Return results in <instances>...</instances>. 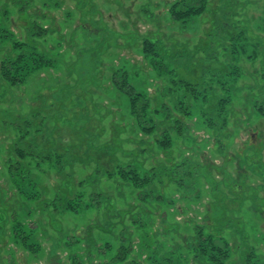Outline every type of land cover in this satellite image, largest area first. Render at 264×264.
<instances>
[{"label": "rangeland", "instance_id": "rangeland-1", "mask_svg": "<svg viewBox=\"0 0 264 264\" xmlns=\"http://www.w3.org/2000/svg\"><path fill=\"white\" fill-rule=\"evenodd\" d=\"M174 1L0 0V68L15 41L35 44L36 52L53 60L15 85L0 73V264H124L113 259L124 241L131 249L127 263L166 264L158 263L161 255L178 251L198 226L228 243L225 264H264V115L251 107L264 99V0H207L204 13L185 27L169 19ZM215 10L218 18L234 13L244 31L234 55L222 48L218 53L221 64L239 67L228 79V94L218 90L230 97L229 122L218 135L204 123L200 100L191 99L190 116L180 117L178 130L171 118L170 141L161 147L160 132H141L127 85L115 84V76L124 74L159 109L172 75L152 69L140 37L158 36L166 48L183 47L201 59L199 66L208 65L193 49L204 41ZM34 23L47 30L45 37L31 36ZM255 49L259 57L249 59ZM179 62L169 60V67ZM183 95L178 91L165 103L174 111ZM25 118L41 128L38 143L62 155L40 164L19 158L20 180L8 162L16 156V128ZM26 140L33 141L31 128ZM183 161L189 163L185 172L196 177L183 176L179 185L166 173ZM25 162L32 164L33 187L24 179ZM128 164L140 176L155 167L154 180L133 183L122 170ZM25 191L39 196L27 200ZM56 198L57 210L45 206ZM70 198L83 208L64 209ZM23 233L26 244L15 240Z\"/></svg>", "mask_w": 264, "mask_h": 264}, {"label": "trees", "instance_id": "trees-1", "mask_svg": "<svg viewBox=\"0 0 264 264\" xmlns=\"http://www.w3.org/2000/svg\"><path fill=\"white\" fill-rule=\"evenodd\" d=\"M207 5V0H176L169 7L167 14L171 22L185 27L192 18L201 16L207 9ZM217 12V10L214 12L211 11V15L214 19L213 21L211 20L212 26L205 35V42L199 41L193 49L195 50L194 52L198 53V55L200 54L204 56L208 65L199 66L201 59H197L192 53L190 57L187 52L190 50H184L183 47H180L181 50H176L174 46L170 45L169 47H172L174 50V52H172L169 47L166 48L158 36H156L155 39L149 37L148 35L140 37L141 50L144 57L148 60V63L151 64L150 66L152 69H156L159 76L162 74L172 75L168 86L164 89V92L162 91L163 102L161 103L159 109L157 107H153L150 104L148 97H146L143 93L135 91L134 87L126 83L125 79L127 78L124 74L119 75L120 80L117 76H115V84L120 87H124V83L127 85L126 94L129 98L130 111L141 132L147 135H155L160 132V139H158V143L161 147H164L170 141L168 140L169 134L166 126L171 122V118H175L173 124L176 125V130H178L179 126L177 123H180V117L185 119L190 116L191 99L200 100L203 105L201 115L204 123L209 128H215L219 135V133L223 134L227 127L229 122L228 115H230L231 112V100H229V96L227 97L219 91L228 94L230 91L228 79L231 76H233V78L236 77L239 72V67L231 64L229 61L225 64H221L218 53L221 52L222 48V51H229L232 55H234V51L231 49H235L237 41H239L238 33H243L244 31L240 30L238 23H236L237 21H234V13L230 15H228L229 11L222 13V15L225 16L219 17L221 18L219 20V18L215 16L217 15ZM31 28V36L33 37L42 38L47 34L46 29H42L35 23L32 24ZM12 48L13 54L9 58L2 61L0 68L1 78L7 84L9 83L10 85H15L20 83L32 71L39 70L42 67H51L53 64V60L46 59L43 54L36 52L35 44L30 45L27 42L15 41ZM240 50L245 53L244 46H241ZM253 54L249 55V59L255 60L259 57V49H255ZM178 58L183 62H179L176 67L170 68V63H168L169 60L174 61ZM192 62L198 64L193 66L191 64ZM164 63H168V65ZM181 90L184 92V95L181 100L174 104V111L178 113L175 115L173 114L174 111L171 110L165 103V99H169L170 96L175 95ZM186 98H190V100L187 101ZM246 102L249 103V100L246 99ZM252 104V106L250 104L252 108H254L259 114L264 115V99L253 100ZM159 115H162V120L160 118L158 119ZM36 117V115L32 116V118ZM30 128L33 141L26 140L28 131L30 132ZM16 129L21 131V135L18 137V142H15L16 147L14 150L16 156L14 159H9L8 162L10 163L9 170L11 173L15 174V177H19L21 180V176L16 174V172L23 170L21 162L19 161V158L21 157L36 160L37 164L46 160L53 161L61 158L62 154H59L56 150H54L55 152L50 151L49 153V148L44 146L43 142L38 143V139H41V137L38 138V136H42V130L39 126L32 125V121L30 119L25 118L23 125ZM172 129L175 128L172 127ZM217 138L218 139H216V141L219 143V137ZM24 145H26L27 148L22 147ZM29 164L30 162H25V170L23 171V174L24 179L29 182L28 186L33 187L34 184L29 181L30 178L28 177L30 173L29 167L32 165L30 164V166H28ZM186 164L189 163L183 161L169 166L167 168L169 172L166 173L169 180L182 185L184 180L182 178L183 176L196 177V172H185L186 168L184 166ZM132 168V165L128 164L124 166L122 170H124L127 178L133 180V183L138 185L150 184L156 175L155 167L150 168L147 174L141 176L136 169ZM106 175L111 177L112 172H106ZM25 196L27 200H31L32 198L38 197L39 194L32 192L30 194L25 191ZM57 200L58 199L56 198L52 201H48V203H45V206L52 207L54 210H57L59 208L58 206L61 205H57ZM97 203H99V201ZM63 208L66 210L69 209L77 211L78 209H82L83 205L70 198L64 204ZM16 233L17 231L15 230L13 235ZM190 233L191 234L187 236V239L185 238L182 240L183 244H178V246H176L178 247V251L172 250L171 252H165L161 255V259L158 260V263L162 262L166 264H173L176 259V264H188L190 261H192V264H225V262L230 258L231 250L228 243L222 238V236H217L212 232H207L204 227L199 226L194 227ZM15 240L23 243L25 242V244L28 241L26 235L24 237V233L22 235H18ZM124 242L121 243L118 254L113 259L119 263L135 264L134 262H126L131 249L130 247L125 246ZM106 246L110 249L109 244H106ZM248 264L256 263L248 260Z\"/></svg>", "mask_w": 264, "mask_h": 264}]
</instances>
